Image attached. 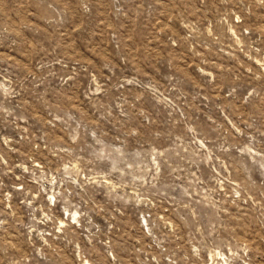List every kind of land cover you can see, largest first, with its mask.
Returning a JSON list of instances; mask_svg holds the SVG:
<instances>
[{
    "label": "rangeland",
    "instance_id": "1",
    "mask_svg": "<svg viewBox=\"0 0 264 264\" xmlns=\"http://www.w3.org/2000/svg\"><path fill=\"white\" fill-rule=\"evenodd\" d=\"M0 264H264V0H0Z\"/></svg>",
    "mask_w": 264,
    "mask_h": 264
}]
</instances>
